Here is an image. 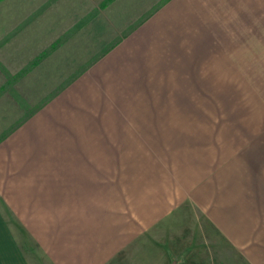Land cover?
Segmentation results:
<instances>
[{
    "label": "rangeland",
    "instance_id": "rangeland-1",
    "mask_svg": "<svg viewBox=\"0 0 264 264\" xmlns=\"http://www.w3.org/2000/svg\"><path fill=\"white\" fill-rule=\"evenodd\" d=\"M168 2L0 0V209L29 264H66L53 262L46 249L56 240L68 252V232L84 234V218L60 214L58 201L68 178L84 168L93 175L80 182L92 185L91 192L104 179L116 194L123 185L139 188L142 208L163 188L159 184L175 191L201 184L196 197H180L156 228H149V213L141 209V244L113 245L115 230L107 233V227L120 218L102 217L103 234L94 229L99 220L89 222L88 239L96 241L91 246L102 243L99 251H108L101 264H134L133 254H144L142 262L149 264L154 250L162 260L170 254V264H264L258 244L264 220L254 216L260 202L264 211V6L249 20L232 18V28L220 4L213 3L210 14L196 6L199 29L187 40L210 49L195 54L194 63L203 64L195 77L205 83L182 86L188 88L185 99L169 102L171 110L185 103L205 111L198 125L209 132L184 134V148L174 150L151 147L164 145L166 134L134 127V119L147 118L133 114L147 113L152 103L140 101L143 92L134 90L138 63L114 67L118 46ZM215 29H227L228 36L215 38ZM181 155L191 168L178 165ZM206 160L221 165L207 181ZM49 226L58 237H48ZM124 230L116 227L118 243ZM154 235L174 243L150 244Z\"/></svg>",
    "mask_w": 264,
    "mask_h": 264
},
{
    "label": "crops",
    "instance_id": "crops-1",
    "mask_svg": "<svg viewBox=\"0 0 264 264\" xmlns=\"http://www.w3.org/2000/svg\"><path fill=\"white\" fill-rule=\"evenodd\" d=\"M168 1L169 2L161 7L152 17H150V19H148L146 23L133 34L132 37L128 38L124 44L125 46H118V55L114 60V67L116 66L118 68L119 66L122 70H125L126 65H128L126 64L128 61H136V63H138L137 72H140L141 79L139 84H134V90L137 89L138 92H143L141 94L140 101H152V103H148L147 105V113L144 112L140 115L137 113L133 114V117L137 116L147 118L141 122H139L137 119H134V127L137 125L141 126L142 124V129L139 130L140 132H147L148 134H166L164 137L165 144L159 146L153 144L151 145L152 148L163 147L167 149L181 150L184 148L181 145V142L184 141V134L209 132L208 130L203 129V125H198L206 116L205 111L195 107H192L191 109L186 108L187 105L185 103H183V105L180 107L172 108V110H174L172 111L170 108L171 104L169 102L172 100L175 102H181L185 99L183 94L188 88L186 87L185 91H183L182 86L205 83L202 79L195 77L196 73L198 74L199 72L196 69L203 68V64H196V62L194 63L196 60L195 54H197L199 51H207L210 53V49L206 45H200L194 42L190 44L187 40V38L192 36L194 33L196 34L199 29L196 28L195 24L197 16L193 14L198 10L196 6L205 5L206 13L210 14V12H213V9H211L213 8V3L220 4L221 7L227 9V14L221 10V16L224 20L229 22V26L231 27L234 25L230 21L232 18L234 22L237 20V18L239 20L245 21L246 19L249 20L248 17H250L251 13L256 11L259 13V11H262L264 0ZM200 9H202V7ZM225 30L227 29H224V31ZM224 31L215 29V38H225L228 36L227 32ZM248 32L251 33V30ZM250 33H245L246 37H251L252 33ZM203 35H205V33ZM154 93L155 96L152 95ZM187 99L189 100V98ZM187 118L192 120L188 121ZM79 143H85L80 147L86 148L88 147L86 143L89 142L80 141ZM73 147L78 146L74 145ZM184 158H187V155H181L178 160H176V162L178 165L182 164L184 166V170L186 167L191 168L193 163L188 162V160L187 162H182L181 159ZM193 158L194 157L192 154L188 153L187 159L191 160ZM204 165H206V167L203 169L209 170L206 172L205 178L210 175L205 181L211 177H214L213 175L216 174L214 171L221 166L219 162L212 160H206ZM86 167L88 166L86 165ZM176 174L177 173L173 174V177H176V180L180 181V176ZM89 175H93V173L89 172V169L84 168V170H79V172H76L73 176H70L71 179L68 178L67 180L68 186L65 188L64 192L62 188V196H58L59 205L61 207L59 209L61 212L60 214H75L76 220L78 216L84 218V234L80 232L79 237L75 238L73 233L68 232L69 236L71 237V243L68 252L64 251L62 246L60 247V244L56 240L51 242L53 246H51L49 250H46L47 255L53 262L62 261L66 264H101L102 260L107 258L106 252L108 251L105 247L104 253L103 251H99V249H102V243H100L95 248L91 246L92 244H95L96 241L88 239L87 229H92L89 226V222L99 220L94 229L99 230L103 234V229L105 226L103 224L104 220H102V217H107L106 220L108 221L111 220L112 217L116 219L120 218L119 225L113 227L109 224L107 227H110L107 233H109L112 229L115 230L113 233H111L114 239L113 245L122 246L126 242L128 245L132 243L141 244L142 239H140V227L145 226L141 224L142 220L140 219L139 215L141 209H147L149 213V217L151 218V223L148 224L149 228H156L158 222H162V220L167 216L164 214L172 212V206L178 205L183 201V199L180 200V197L183 198L184 195L186 202L192 200L198 191V187L201 185L200 184L198 187H196V183L190 189V186L188 185L184 187V190L175 191L173 189H167L168 184L166 183L159 184L158 187L163 186V188H157L156 192L153 193L152 196L148 197V205L143 206L142 208L139 188H137L138 190L129 187L126 189L123 185V187L117 191L119 194H116L113 192L114 188L113 191H111L109 184L105 183L107 181L104 179L103 183H96L94 191L97 192L95 194L94 192H91L92 185L80 182L82 181L81 178L87 177ZM162 175H165L167 178L166 174ZM77 180L79 183L74 182ZM102 190L108 191L110 193L106 194V192H100ZM258 205L259 210L254 212V216L257 215L258 212L261 219L264 220L261 202L258 203ZM209 206H211V204L206 205V207ZM108 207H114V209L111 211L108 210ZM116 207L118 208L117 210ZM130 212L134 214L132 215ZM125 213L128 214L126 219L123 218ZM56 219L58 222L62 220L59 217H56ZM75 223L78 224V222ZM116 227L120 229H126V231L124 230L123 234L121 235L120 243L117 241ZM50 230L51 232L48 233V237L50 239L52 238L51 233H53V237L59 236V233L53 232L51 227ZM100 232H97V234ZM72 234L74 235V239ZM133 234L136 235L133 236ZM131 238H133V240H131ZM163 239L157 238V236L154 235L153 237L148 238L147 241L153 245L174 243V241L172 242V237H164ZM73 240L76 241L75 244L72 243ZM106 244L107 242L104 239L103 246ZM258 244L263 246L262 248L264 249V236L262 240L258 242ZM154 251V253L149 254V264H170L173 261V258L170 256V254L166 253L167 256H165V258L162 260L157 257L156 250ZM143 255L144 254H133V263L144 264L142 262L145 260L142 258ZM62 259H65L66 262ZM178 260H176V262ZM0 264H29L20 248L17 238L13 233L12 227L8 224L1 209Z\"/></svg>",
    "mask_w": 264,
    "mask_h": 264
}]
</instances>
